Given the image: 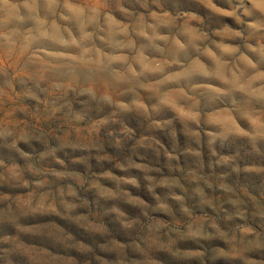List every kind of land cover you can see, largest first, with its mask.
<instances>
[{
	"label": "clouds",
	"instance_id": "clouds-1",
	"mask_svg": "<svg viewBox=\"0 0 264 264\" xmlns=\"http://www.w3.org/2000/svg\"><path fill=\"white\" fill-rule=\"evenodd\" d=\"M54 253L264 264V0H0V264Z\"/></svg>",
	"mask_w": 264,
	"mask_h": 264
},
{
	"label": "rangeland",
	"instance_id": "rangeland-1",
	"mask_svg": "<svg viewBox=\"0 0 264 264\" xmlns=\"http://www.w3.org/2000/svg\"><path fill=\"white\" fill-rule=\"evenodd\" d=\"M218 3H221L223 6V0H217ZM61 223H64L63 221H60ZM45 226H51V227H58L55 221H46V222H41L36 225V227H45ZM66 227H69L68 225H65ZM78 236L81 238H85L82 236V234L77 233ZM86 239V238H85ZM37 247H40V245H37ZM53 261L54 264H82V261L80 260L79 257H76L73 254L69 253H54L53 254ZM174 264V262H173Z\"/></svg>",
	"mask_w": 264,
	"mask_h": 264
}]
</instances>
